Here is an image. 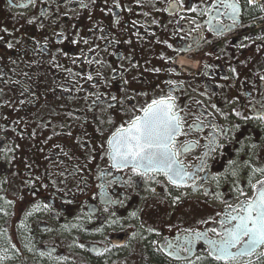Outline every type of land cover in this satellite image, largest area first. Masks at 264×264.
<instances>
[{
    "label": "flooded vegetation",
    "instance_id": "1",
    "mask_svg": "<svg viewBox=\"0 0 264 264\" xmlns=\"http://www.w3.org/2000/svg\"><path fill=\"white\" fill-rule=\"evenodd\" d=\"M259 7L0 0V264H241L264 249L214 246L249 208L257 221L264 194ZM154 106L153 152L114 159Z\"/></svg>",
    "mask_w": 264,
    "mask_h": 264
},
{
    "label": "snow or ice",
    "instance_id": "2",
    "mask_svg": "<svg viewBox=\"0 0 264 264\" xmlns=\"http://www.w3.org/2000/svg\"><path fill=\"white\" fill-rule=\"evenodd\" d=\"M163 103V102H161ZM131 131L138 133V135L135 137V143L136 147L135 150L129 146L127 148V154L123 157H114V159L118 158L124 161H128V157L132 156L133 161L137 156H142L141 154V147H144V149L147 151L148 146L151 145L153 139L155 138L153 135V129L150 124H145L143 128L137 126L136 128L132 129ZM172 131H175V129H172L169 131V136H171ZM129 139H132V137H129ZM144 142L143 144L141 142ZM144 163L151 164L153 162L154 157L150 154L147 158H143ZM133 161H129V163H132ZM119 167V165H117ZM260 205L261 209L258 212L257 215V221H252L251 214L252 209H248V216L240 221V228H238L236 233H230V241L227 243V245H214L216 248L219 249L221 253L226 252L230 250L232 247H236L237 243L240 239V235H247L250 237L249 245L247 247L254 248L256 245L264 243V194L261 195L260 198ZM259 223L260 227H254V228H248V223ZM246 255L247 252H244Z\"/></svg>",
    "mask_w": 264,
    "mask_h": 264
},
{
    "label": "water",
    "instance_id": "3",
    "mask_svg": "<svg viewBox=\"0 0 264 264\" xmlns=\"http://www.w3.org/2000/svg\"><path fill=\"white\" fill-rule=\"evenodd\" d=\"M158 109H159V107H157V106L152 107L150 110H148L146 112V114L143 117H141L140 120L136 121L133 125L130 126L129 129H127L126 131H124L122 133L123 136L132 137L131 141L128 142V144L126 145L127 148L129 146H131L135 150V147H136V146H134V145H136V143H135V137L138 135V133H135V132H133L131 130L134 129V128H136L137 126L143 128L145 124H150L151 127H152V129H153V135H154L155 138L163 136V134H161V133H159V134L156 133V128L152 124L153 120H156L157 119V116L158 115L155 112H157ZM155 138L153 139L151 145L148 146V150L147 151L153 152V148L156 147V145L154 144ZM171 140H172V138L171 139H168L166 144H169L171 142ZM141 143L143 144L144 142L142 141ZM127 148H126V154H127ZM130 157H132V156H130ZM154 161H155V159H153V163H154ZM247 246L248 245L246 244L244 246V248L241 249L242 250V252H241L242 256H245L244 252H247V254L251 255V253H253L256 250H258V247L251 248V247H247Z\"/></svg>",
    "mask_w": 264,
    "mask_h": 264
},
{
    "label": "rangeland",
    "instance_id": "4",
    "mask_svg": "<svg viewBox=\"0 0 264 264\" xmlns=\"http://www.w3.org/2000/svg\"><path fill=\"white\" fill-rule=\"evenodd\" d=\"M254 1V5L258 4L260 5L259 9L264 11V0H253ZM258 2V3H257ZM264 255V249H262L259 253H257V255L255 254V256L249 260H245L244 262H240L241 264H249V263H254V261H256V257L258 256H263Z\"/></svg>",
    "mask_w": 264,
    "mask_h": 264
},
{
    "label": "trees",
    "instance_id": "5",
    "mask_svg": "<svg viewBox=\"0 0 264 264\" xmlns=\"http://www.w3.org/2000/svg\"><path fill=\"white\" fill-rule=\"evenodd\" d=\"M254 264H264V256L257 259L256 263H254Z\"/></svg>",
    "mask_w": 264,
    "mask_h": 264
}]
</instances>
